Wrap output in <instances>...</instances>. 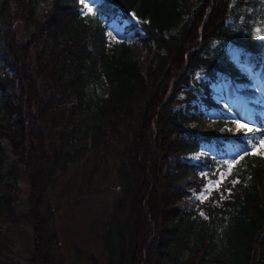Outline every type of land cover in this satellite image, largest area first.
Listing matches in <instances>:
<instances>
[{
  "label": "trees",
  "instance_id": "16d2710c",
  "mask_svg": "<svg viewBox=\"0 0 264 264\" xmlns=\"http://www.w3.org/2000/svg\"><path fill=\"white\" fill-rule=\"evenodd\" d=\"M4 1L9 5L5 19L11 22L10 33L17 38L14 12L22 17L26 32L18 36L20 47L17 41L9 44L8 28L0 23V37L7 40L3 53L13 57L14 71H0V138L11 142L18 157L14 166L22 163L36 186L40 169L53 178L88 145L113 143L120 164L117 202L131 211L127 226L119 218L112 225V261L123 264L130 248L134 264L141 234L147 242L153 232L149 264H264L263 158L247 152L232 167L225 185L238 180L241 190L224 207L210 209L213 227L199 220L197 209L184 204L192 190L203 189L207 176H216L226 152L225 139L201 130L209 111L223 122L228 107L224 98H215L207 81L201 82L205 95L198 99L190 86L191 73L203 68L211 81H225L260 101L247 70L264 83V38L258 35L264 28V0H104L95 14L87 15L79 0H14L17 12L11 0ZM49 2L39 19L38 9ZM131 13L139 20L145 33L140 40L155 63L146 72L129 55L125 40L119 54L107 50L112 23ZM216 41L240 50L239 61L226 62L213 54ZM101 84L109 86L108 94L89 92ZM256 118L264 129V120ZM156 127L155 145L151 135ZM206 146L212 151L199 162L183 159ZM2 162L0 156V167ZM10 174L16 175L15 168ZM3 177L0 172V183ZM152 181L154 192L161 186L170 195L163 201L155 198L160 211L149 203L144 212L142 201ZM1 192L0 215L15 217L13 198ZM37 211L33 264H47L58 248L51 243L45 247V222L53 221L52 209L45 205ZM39 224L45 228L42 233ZM55 235L53 229L49 242H58Z\"/></svg>",
  "mask_w": 264,
  "mask_h": 264
},
{
  "label": "rangeland",
  "instance_id": "374dc122",
  "mask_svg": "<svg viewBox=\"0 0 264 264\" xmlns=\"http://www.w3.org/2000/svg\"><path fill=\"white\" fill-rule=\"evenodd\" d=\"M103 1L97 0L96 4H90L89 6L95 8ZM193 1L194 4L197 3L196 0ZM1 3L2 0H0V17H2L0 23L8 28L6 33L8 42L17 41L16 45L20 47L18 36H24L26 33L22 17L15 12L14 14L11 13L14 21L13 27H16L15 33L18 35L16 38L14 34L10 33V28L8 27L11 22L5 19V11L9 9V5L5 1L2 3L3 5ZM50 5L51 2L40 6L37 12L39 19L43 18ZM78 5L83 13L87 12L82 0L78 1ZM10 7L17 12L14 0H11ZM131 26L135 27L129 29ZM109 32L116 36L115 40L109 36L107 44L109 54H119L120 43L125 40L130 47L129 55L139 61L143 72L154 68L155 63L152 60V53L140 40L145 36V33L141 29L136 16L133 18L130 14L125 18L119 17L112 23ZM259 34L264 38V29L259 30ZM1 38L0 71H7L13 74L14 71L11 66L13 57L3 53V42L7 40ZM14 49L16 48L14 47ZM211 50L213 54L226 62L239 60L240 52L228 44H222L217 41L213 43ZM262 59L264 63V53ZM247 73L250 79H253L251 85L255 93L259 92L258 96L261 98V101L256 100L257 102L255 101L253 104H251L252 98L250 96L244 97L240 95L234 88H229L225 81H211L208 71L204 69L198 68L191 75V88H193L198 99L203 97L205 93L203 88H199L196 84L200 85L201 82L210 81L216 98L221 101V98L224 97V103L228 107L224 114L223 122L219 121L220 117L215 111H209L205 125L201 130H208L215 133L216 136L225 139L226 152L221 154L224 161L222 166L218 168L216 176H207L203 189L201 191L192 190V194L184 202L188 208L197 209L200 221L211 222L213 211L210 209L213 207H224V202L232 199L238 193L237 191L241 190L238 180H233L236 183L232 181L231 186H226L225 184L232 167L241 160L246 152L264 159V145L258 146L254 150L252 149V144H259L260 138L264 137V129L256 121L257 114L264 120V90L260 80L255 78L249 70H247ZM108 91L109 86L107 84L91 86L89 90L90 93L93 92L100 95H106ZM181 97H185V95L181 94ZM3 98V94L0 92V105L3 104ZM182 107H185V105H182ZM161 109L162 105L158 107L157 111H161ZM235 121L248 124L254 130H260L258 133H254L255 139L251 143L245 136L247 129L238 128ZM157 133L158 128H153L151 141L155 145L154 140L157 138ZM115 148L116 145L113 143L109 145H88L85 150L83 149L77 154L76 160L53 174V178H50L52 176L50 171L40 169L37 176L38 184L34 186L29 177H27L24 165L21 163L19 167L14 166L18 157L12 151L11 142L6 137L0 138V156L3 159L0 172L4 175L3 181L0 183V192H7L13 198L12 210L15 214V217L12 218L11 216L0 215V264H33L32 257L35 254L34 234L36 233V227H38L36 222L40 221L37 210H42L45 205L52 209L53 216V221L49 219V221L45 222V228L47 227L49 230L47 236L43 233L46 239L45 247L49 243L58 247L57 252H50L52 256L49 259L47 258V264H117L114 260L112 261V233L114 231L112 225L119 218L118 220L127 226V222L130 221L129 211L131 209L128 210L125 205L117 202L121 198L118 185L120 164L114 157ZM211 151V148L206 146L203 152L191 154L187 159L191 162H199L201 157L205 156V153ZM233 160L236 162L232 164L229 170V166L225 161ZM46 165L49 166L50 163L48 162ZM13 168H15L16 175L10 174ZM176 185H179V183ZM149 188L143 198L142 209L146 212L145 204L149 205L151 203L150 205H153L156 211H160L162 206L161 204L157 206L158 203H155V198L159 200L161 198L163 201L164 197H168L170 194L168 190L164 191L161 186L157 188L159 192H154V181L149 184ZM40 199L43 202L40 209H38L41 202ZM33 201L37 204L32 206L31 202ZM31 207L33 211L30 213ZM30 216L34 217V225ZM148 220L151 221L150 218ZM211 226L213 227L214 223ZM43 227L39 224L38 233L44 232L45 228L42 229ZM53 229L56 232L55 236L58 242H55V239L49 242L50 232L52 233ZM154 235L152 232L147 242H145L144 239L147 237L145 233L141 234L143 239L142 241L141 238L139 239V245L137 246V250H140V256L134 259V264H149L147 263V247ZM127 255L123 264H132V251L130 252V248L127 251Z\"/></svg>",
  "mask_w": 264,
  "mask_h": 264
},
{
  "label": "snow or ice",
  "instance_id": "6c2138e0",
  "mask_svg": "<svg viewBox=\"0 0 264 264\" xmlns=\"http://www.w3.org/2000/svg\"><path fill=\"white\" fill-rule=\"evenodd\" d=\"M82 2L84 3V7L87 9V12L85 13V15L87 14H95L94 13V8L89 6L90 4H96L97 0H82ZM133 16V18H135V14H131ZM109 36H111V38L113 40L116 39V36H114L111 32L108 33ZM236 125L238 128H243V129H247V131L245 132V136L248 138L249 140V143H251V141L253 139H255V135L254 133L256 131H260L259 129H253L251 127H249L248 124H242L240 121H235ZM261 145H264V137H261L260 138V141H259V144H256V143H253L252 144V149H256L258 146H261ZM245 154H248L247 152ZM236 161L233 160V161H225L226 164H228L229 166V170L231 169L232 167V164H234ZM233 183H236V181H233Z\"/></svg>",
  "mask_w": 264,
  "mask_h": 264
}]
</instances>
